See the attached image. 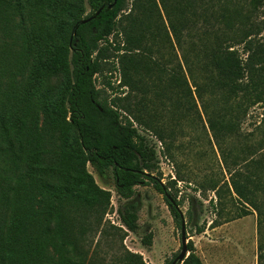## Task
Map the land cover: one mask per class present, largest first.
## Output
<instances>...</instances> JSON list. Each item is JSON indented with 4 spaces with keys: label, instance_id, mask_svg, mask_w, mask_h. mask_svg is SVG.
I'll return each mask as SVG.
<instances>
[{
    "label": "trees",
    "instance_id": "obj_1",
    "mask_svg": "<svg viewBox=\"0 0 264 264\" xmlns=\"http://www.w3.org/2000/svg\"><path fill=\"white\" fill-rule=\"evenodd\" d=\"M86 4L88 13L84 0H0V264H96L109 192L88 165L111 173L128 231H137L138 218L129 199L149 182L181 228V202L153 175L155 149L133 122L163 140L183 119L202 123V113L217 141L220 131L234 132L232 109L264 105L256 0H134L123 24L127 0ZM118 26L122 40L112 44ZM109 47L128 87L112 98L95 84ZM218 109H228V119H212ZM228 173V192L242 208L225 221L250 206L264 225L256 199L264 177L229 164ZM123 251L115 264H145ZM182 264L199 262L190 255Z\"/></svg>",
    "mask_w": 264,
    "mask_h": 264
},
{
    "label": "rangeland",
    "instance_id": "obj_2",
    "mask_svg": "<svg viewBox=\"0 0 264 264\" xmlns=\"http://www.w3.org/2000/svg\"><path fill=\"white\" fill-rule=\"evenodd\" d=\"M256 2L259 9L255 20L264 21V0ZM84 4L88 13L86 0ZM132 9L134 0H127V8L118 18L122 24L125 22L123 16ZM121 40L118 26L108 42L114 44ZM105 54L101 71L95 75V84L103 88L108 98L123 96L128 87L121 85L120 54L112 47ZM51 82L55 84L54 79ZM200 114L202 123L197 117L183 119L180 127H172L175 136L165 132L163 140L136 122L133 124L139 132L146 134L155 149L157 168L153 175L167 187L171 196L181 202L179 209L184 219L186 257L193 255L199 264H257L258 253H264V225L257 224L260 214L248 206L247 215L225 220L242 208L239 202H232L228 192V164L242 175L253 173L264 177V105L254 104L241 114L238 108L232 109L231 114L236 120L234 132L228 136V130L220 131L217 141L208 128L206 116ZM221 114L228 119V109H218L212 119L221 118ZM249 157L253 158L250 162ZM87 168L99 187L109 192L102 232L95 237H100L95 263L115 264L116 257L123 255V248L140 255V261L145 264L171 261L181 250V228L174 221L164 195L151 182L136 185L129 202L137 210V231H128L117 214L118 206L125 200L116 194L111 173L99 175L92 166ZM256 199L264 210V188L256 191ZM111 225L117 228H111ZM142 238H147L146 243L141 242Z\"/></svg>",
    "mask_w": 264,
    "mask_h": 264
},
{
    "label": "water",
    "instance_id": "obj_3",
    "mask_svg": "<svg viewBox=\"0 0 264 264\" xmlns=\"http://www.w3.org/2000/svg\"><path fill=\"white\" fill-rule=\"evenodd\" d=\"M99 10L96 11V13H98ZM92 17V16H91ZM91 17L82 19L81 22H86L88 21ZM181 250L180 252L173 258V260L171 261L170 264H180L183 259L186 257V244H185V232H184V219H182V223H181Z\"/></svg>",
    "mask_w": 264,
    "mask_h": 264
}]
</instances>
